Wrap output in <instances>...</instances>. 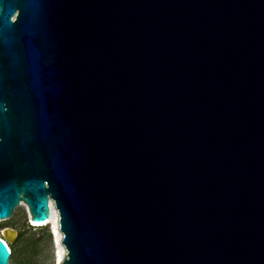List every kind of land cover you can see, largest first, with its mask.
<instances>
[{"label": "water", "instance_id": "water-1", "mask_svg": "<svg viewBox=\"0 0 264 264\" xmlns=\"http://www.w3.org/2000/svg\"><path fill=\"white\" fill-rule=\"evenodd\" d=\"M51 202L61 264H264V0H0V219Z\"/></svg>", "mask_w": 264, "mask_h": 264}, {"label": "rangeland", "instance_id": "rangeland-1", "mask_svg": "<svg viewBox=\"0 0 264 264\" xmlns=\"http://www.w3.org/2000/svg\"><path fill=\"white\" fill-rule=\"evenodd\" d=\"M32 225L34 224L31 222L28 207L24 203L15 208L10 219L0 220V236L3 238L5 228L17 231V236L12 242H16V253L9 259L10 264H57L56 252L59 248L51 225H45L48 226L50 236L47 230Z\"/></svg>", "mask_w": 264, "mask_h": 264}, {"label": "bare ground", "instance_id": "bare-ground-1", "mask_svg": "<svg viewBox=\"0 0 264 264\" xmlns=\"http://www.w3.org/2000/svg\"><path fill=\"white\" fill-rule=\"evenodd\" d=\"M0 220H2V219H0ZM32 224L38 225V226L50 224L52 226V229H53L55 237H56V243H57V246L59 248L58 251L56 252V262H57V264H61V262L65 256V250H64L63 246L61 245L62 234L58 230V213L55 209L54 204L51 202V218L48 221H44V222L32 221Z\"/></svg>", "mask_w": 264, "mask_h": 264}, {"label": "trees", "instance_id": "trees-1", "mask_svg": "<svg viewBox=\"0 0 264 264\" xmlns=\"http://www.w3.org/2000/svg\"><path fill=\"white\" fill-rule=\"evenodd\" d=\"M33 227H41L44 231L47 230V233L49 234V236L51 235L50 232L48 231V226H45V225H40V226H35V225H32ZM2 239H4L2 236H0ZM5 240V239H4ZM16 243V242H15ZM15 243H12V244H8L9 247H10V250H11V254H10V259L13 258V256L15 255L16 253V250H15Z\"/></svg>", "mask_w": 264, "mask_h": 264}]
</instances>
